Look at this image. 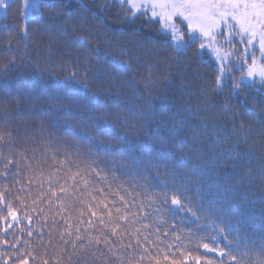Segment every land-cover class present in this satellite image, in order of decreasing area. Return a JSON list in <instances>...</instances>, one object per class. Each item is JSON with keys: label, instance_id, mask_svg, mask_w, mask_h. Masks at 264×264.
<instances>
[{"label": "trees", "instance_id": "obj_1", "mask_svg": "<svg viewBox=\"0 0 264 264\" xmlns=\"http://www.w3.org/2000/svg\"><path fill=\"white\" fill-rule=\"evenodd\" d=\"M38 5L28 23L17 6L0 17V132L10 133L0 142V264H221L203 244L214 248L217 226L227 235L230 223L233 255L254 264L264 255V87L217 92L220 68L199 41L178 53L161 20L133 18L119 0ZM74 71L87 89L66 79ZM2 157L13 160L7 174ZM101 201L123 235L99 223ZM105 234L107 247L89 245Z\"/></svg>", "mask_w": 264, "mask_h": 264}, {"label": "snow or ice", "instance_id": "obj_2", "mask_svg": "<svg viewBox=\"0 0 264 264\" xmlns=\"http://www.w3.org/2000/svg\"><path fill=\"white\" fill-rule=\"evenodd\" d=\"M120 3L121 5L129 4V11L134 13L133 18H135L136 13L143 15L147 14L148 9L144 4L137 5L136 3H133V0H120ZM13 6L18 7V11L21 13V18L25 23L34 19L32 13L38 10L39 7L36 0H0V17L6 18L8 16V10ZM150 8L153 17L160 16L163 18L164 28H162V32H165L170 37L174 49L178 53L186 52L188 48L192 47L197 41H199L200 50L211 48L216 54V57L220 62V75L217 76L215 82L217 92L223 91L225 87H229V91L232 93L238 94L244 92L246 88L255 87L257 76L259 77V84L264 87V64L257 65L254 53L251 57V64L247 65L246 73L245 61L243 59L241 60L238 70L245 74L238 80L235 76L228 78L225 77V71L233 64L231 57L237 55V53L234 50L222 51L223 45L220 44V41L218 40V37H222L225 43L231 46L232 42L235 41L238 36L240 37V42L255 47L254 41H256L257 36H259V50L261 56L264 57V0H153ZM157 8L161 9L160 13L156 12ZM185 36H187V40L185 39ZM23 38L25 41L31 40V36L27 29L24 30ZM78 77L79 73L74 71L71 76L66 77V79H70L76 85L87 89V77L85 76L83 79H79ZM228 79H231L232 81L230 86L227 83ZM229 107L230 105L228 104L224 105L226 110ZM241 130H243V125H241ZM6 136H10V133L0 132V142H5ZM124 150L123 146L118 149L120 152H123ZM250 150L251 149H249V151ZM224 155L225 153L222 150L219 153V156L223 157ZM227 155L229 158H236L240 156V153L228 150ZM2 158L4 160L3 167L5 169V174H7V169L9 165L13 164V160L8 157ZM75 175H81L79 168L77 173L72 174L70 178L74 179ZM97 175H99V173H97ZM85 183H87V181H85ZM49 191L52 196L56 195L55 192L51 191V188H49ZM61 191H63V188H61ZM197 191H199V188ZM228 191L229 189H225L223 194L215 193L214 195H219L221 200H224L227 198L226 193ZM2 195L3 194L0 193V196ZM41 195L44 194L42 193ZM185 199H187V197H185ZM121 201H123V197H121ZM33 202L35 203V201ZM48 203H52V201L48 200ZM126 203L127 202L124 201L125 205ZM163 203L165 205L168 203L167 192L163 194ZM210 203H218V201L214 199L210 201ZM100 204H103V209L101 210L99 223L104 225L105 228H108L109 225H111L110 231L112 236L123 235V231H117V229L122 228V225L114 222L112 209L103 201H101ZM171 204L178 209L184 207L181 203V199L178 198V194L172 195ZM96 207L99 208L100 205L98 204ZM88 208L91 216L97 217L98 213L94 210L93 206L88 205ZM115 212L117 213L114 218L115 221L127 222V218L124 214H121L120 208H115ZM8 214L13 220L16 219L15 212L11 205H9ZM104 214L109 218L108 223H105L103 218ZM26 218L30 219V217ZM89 223H91V221H89ZM233 231L238 232V228L231 223L228 226L227 235L224 234V229L217 226V235L211 237L212 243L215 247L210 249L208 243L203 244V247L209 251H218V254L221 257V264H223L225 259L229 262H235V264H241V261H239L232 252L233 241L229 239V235ZM28 235H32L31 231H29ZM77 239H79V236H77ZM145 240H147V237H145ZM93 241L96 244L104 243L106 247L109 244L106 234L104 235L103 240L99 237L90 238L89 245H91ZM222 242H224V246L220 247L219 245ZM0 243L8 244L9 242L4 240ZM136 243L137 245H140L139 240H137ZM148 243H151V241H148ZM12 247H15V245L13 244ZM126 247L131 248L132 245L128 244ZM236 247H239L238 240ZM225 249H227V251H225ZM109 251H111V248H109ZM144 251L147 253V249H144ZM85 254L87 255V253ZM30 255L31 253H27V256ZM33 259H35V257H33ZM143 259L144 256L142 255L140 260L142 261ZM5 264H7V260H5ZM19 264H27V258L25 255H20ZM43 264H47V261H44ZM129 264H139V262L129 260ZM157 264H159L158 261ZM209 264H212V262L209 261ZM254 264H264V255L257 254Z\"/></svg>", "mask_w": 264, "mask_h": 264}, {"label": "rangeland", "instance_id": "obj_3", "mask_svg": "<svg viewBox=\"0 0 264 264\" xmlns=\"http://www.w3.org/2000/svg\"><path fill=\"white\" fill-rule=\"evenodd\" d=\"M120 1V0H119ZM39 0H36V3H38ZM153 2V0H133V3H136L137 5L139 4H144L146 6V8L148 9L147 12L150 13V15L152 16V11L150 8L151 3ZM129 6V4H127ZM157 13L161 12L160 8L156 9ZM139 13H136L135 15H137ZM33 15V13H32ZM153 17V16H152ZM155 19H159L162 21L163 23V18L160 16L157 17H153ZM164 26V23H163ZM258 39L259 36H257L256 41H254L255 47L247 45L246 43H242L240 42V37H236L235 41L232 42V45L229 46L227 43H225L224 39L222 37H218V40L220 41V44L223 45L222 51H235L237 53V55H234L231 57L233 64L229 66V69L225 71L224 75L227 76L229 74L232 73V71H230V68H235L236 70H238L240 64H241V60L243 59L245 61V73H246V69H247V65L251 64V57L252 54H255V59L257 62V65H261L264 64V57L261 56V52L259 50V44H258ZM206 50L215 58V60L218 63V66L220 68V62L218 61L216 54L212 51L211 48H206ZM227 63V61H226ZM245 73H242V75H244ZM251 79V78H249ZM256 85L257 87H262L259 84V77H256Z\"/></svg>", "mask_w": 264, "mask_h": 264}]
</instances>
